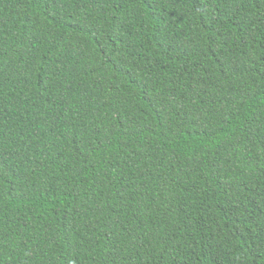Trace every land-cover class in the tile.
Masks as SVG:
<instances>
[{"label":"trees","instance_id":"1","mask_svg":"<svg viewBox=\"0 0 264 264\" xmlns=\"http://www.w3.org/2000/svg\"><path fill=\"white\" fill-rule=\"evenodd\" d=\"M0 264H264V0H0Z\"/></svg>","mask_w":264,"mask_h":264}]
</instances>
